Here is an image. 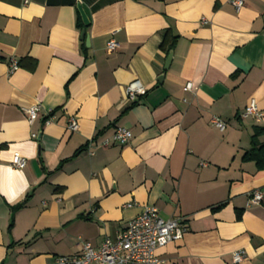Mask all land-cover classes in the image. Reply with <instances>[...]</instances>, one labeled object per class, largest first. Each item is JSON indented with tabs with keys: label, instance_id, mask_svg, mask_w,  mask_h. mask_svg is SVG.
Instances as JSON below:
<instances>
[{
	"label": "crops",
	"instance_id": "obj_1",
	"mask_svg": "<svg viewBox=\"0 0 264 264\" xmlns=\"http://www.w3.org/2000/svg\"><path fill=\"white\" fill-rule=\"evenodd\" d=\"M232 1L0 0V264L97 248L145 206L186 227L156 251L166 264H233L238 251V264H264V168L242 159L264 145V0ZM134 80L146 93L133 105ZM115 127L131 139L100 148Z\"/></svg>",
	"mask_w": 264,
	"mask_h": 264
},
{
	"label": "built area",
	"instance_id": "obj_2",
	"mask_svg": "<svg viewBox=\"0 0 264 264\" xmlns=\"http://www.w3.org/2000/svg\"><path fill=\"white\" fill-rule=\"evenodd\" d=\"M232 6L239 11L243 3L239 0L232 1ZM119 45L110 40L106 44L109 52L115 51ZM18 63L15 59L9 61V72L17 70ZM191 83L183 87V91L191 90ZM145 88L137 80L131 81L125 87L124 96L128 102H135L139 97L144 96ZM29 125H32L40 116V106L34 105L23 110ZM52 110L47 111L44 124L51 123L53 118ZM244 116H250L255 121L262 118V113L258 109L254 99H250L245 107ZM211 125L223 131L225 124L219 119L213 117ZM67 130L75 132L78 130V123L74 117L67 120ZM32 138L36 135L32 134ZM131 139V133L123 127H115L109 137L104 138L98 146L107 148L113 144L124 145ZM10 166L21 170L26 166V160L18 155L12 157ZM250 203L259 204L262 201L260 191H252L250 194ZM130 207V205H127ZM186 227L180 219L172 218L164 220L159 217L158 210L153 206H145L142 211L128 222L126 227L119 232L114 240L105 238L99 247L93 248L88 243H82L80 252L71 256H60L55 259L56 264H166L159 258L156 251L168 243L176 242L183 237ZM243 259V252L233 253L232 263L238 264Z\"/></svg>",
	"mask_w": 264,
	"mask_h": 264
},
{
	"label": "trees",
	"instance_id": "obj_3",
	"mask_svg": "<svg viewBox=\"0 0 264 264\" xmlns=\"http://www.w3.org/2000/svg\"><path fill=\"white\" fill-rule=\"evenodd\" d=\"M79 26L82 27L81 24ZM135 103H133V105ZM256 135L257 134L255 133L254 137ZM242 159L245 161H247V160L253 161L256 164L257 168H259V169L264 168V145H260V146L253 145V148L250 149L248 152H246L243 155ZM220 207H221V205L218 206L216 209H218ZM237 218L238 219L240 218V214L237 215Z\"/></svg>",
	"mask_w": 264,
	"mask_h": 264
},
{
	"label": "water",
	"instance_id": "obj_4",
	"mask_svg": "<svg viewBox=\"0 0 264 264\" xmlns=\"http://www.w3.org/2000/svg\"><path fill=\"white\" fill-rule=\"evenodd\" d=\"M77 9H78V12H79V14H80V16H81V19H82L83 25H84V27L86 28V27L89 25V21H88V19H87V16L85 15L83 9H82L80 6H77ZM84 38H85V40L87 41L86 36H85V31L82 30V32H81V34H80V39H81V40H84ZM170 60H171V53L169 54V56H168V58H167V60H166V62H165L164 70H167V68H168V66H169V63H170Z\"/></svg>",
	"mask_w": 264,
	"mask_h": 264
}]
</instances>
